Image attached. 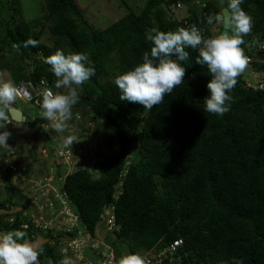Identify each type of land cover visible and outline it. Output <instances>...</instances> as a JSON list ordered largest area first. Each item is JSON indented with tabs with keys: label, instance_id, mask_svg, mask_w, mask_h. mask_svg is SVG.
I'll return each mask as SVG.
<instances>
[{
	"label": "trees",
	"instance_id": "16d2710c",
	"mask_svg": "<svg viewBox=\"0 0 264 264\" xmlns=\"http://www.w3.org/2000/svg\"><path fill=\"white\" fill-rule=\"evenodd\" d=\"M43 1L46 15L32 21L20 0H0V74L9 72L16 88L32 85L36 95L44 84L54 93L67 94V88L54 87L56 78L44 57L57 50L89 56L95 75L78 87L79 100L61 132L80 137L81 148L97 160L92 172L78 166L65 179L68 204L82 228L95 236L105 210L113 207L114 195L122 189L115 206L118 228L106 231L113 235L106 239L114 249L126 244L128 253L158 252L181 239L180 254L188 255L184 264H264V90L246 87L237 76L227 93L230 110L222 117L205 112L211 77L206 66L195 63L199 50L192 48L185 49L189 59L181 62L186 69L183 82L151 109L121 101L114 80L104 81L110 62L118 63L120 74L142 62L152 47L146 35L152 29L175 32L187 29L184 21H189L204 27L211 38L209 21L217 23L223 9L231 14L229 0H149L139 13L129 10L101 31L87 22L76 0ZM178 3L189 7L183 23L170 14ZM240 8L252 19L241 48L253 56L249 47L264 40V0H242ZM47 31L53 46L42 42ZM29 39L35 46H24ZM255 56L264 61V51ZM253 67L264 72V63ZM38 99L34 95L36 107ZM1 118L3 131L10 127L8 106L0 105ZM98 122L105 138L117 144L112 156L98 150L104 139L90 149L99 134L90 125ZM11 198L0 201L1 221L20 213ZM18 224L1 223L0 230L9 232ZM33 229L37 231L35 225ZM52 239V234L37 233L38 254L45 252L49 261L60 264ZM25 240L31 241L27 236ZM122 254L117 253L118 261Z\"/></svg>",
	"mask_w": 264,
	"mask_h": 264
},
{
	"label": "clouds",
	"instance_id": "9594fccd",
	"mask_svg": "<svg viewBox=\"0 0 264 264\" xmlns=\"http://www.w3.org/2000/svg\"><path fill=\"white\" fill-rule=\"evenodd\" d=\"M241 3L242 0H229L231 34L228 31L222 33L223 23L219 21L217 23L209 21V29L213 34L211 38L207 39L201 36L195 26H192L190 30L178 28L175 32H161L152 29L146 33L147 39L152 44L150 51L144 53L141 63L114 79V84L119 89V99L123 102L142 105L145 109H151L161 103L164 96L170 94L184 80L186 69L181 62L189 59V53L185 50L186 48L199 50L195 63L206 66L211 77L206 85L208 95L203 99L205 112L222 117L230 110L231 97L227 93L236 85L237 76L243 78L247 85L246 87L264 90V72H260L253 67L255 63H264L263 60L255 56L256 53L264 51V49H259V45L264 44V40L259 38L254 41L255 45L252 48L249 47L250 50H254L253 56H248L241 48L244 43L243 35L249 33L252 27V19L240 8ZM178 5L181 8H178ZM182 6L183 4L178 3L172 5L171 9L173 12L180 11L183 9ZM224 10L226 9H223L219 15H222ZM35 44V41L29 39L24 46H35ZM44 63L50 66L49 71L56 78L54 87L56 89H68L67 94H58L57 91L54 93L51 90H46L43 96H38L41 109L40 116L50 122V126L46 128L51 137L49 138L48 134L45 133L46 138L51 139L55 146H42V151L37 153L36 160L25 159L28 164L25 169V166L20 167L19 163L16 162V159L21 158L16 153L18 148L15 147L13 150L4 149V147L10 148L7 141L12 135L8 131L0 129V146H3L1 148V159L7 158L0 161L2 167L9 166L10 170L15 174V178H25L29 183L31 181L35 182L32 194H25L26 196L22 199L21 205H19V214L25 212L29 218L36 216L40 207L47 203L48 198L44 196L43 191L47 190L46 194L51 195L52 198L56 191L62 192L63 195L67 196L64 190L66 177L73 173L78 166L92 172V168L97 162L90 150L81 148L80 137L61 134L66 122L72 118L71 110L73 106L79 100L78 87L95 75V69L91 65L89 56L86 53L65 55L61 50H57L54 54L44 57ZM245 71L249 75H258L255 78L254 85L251 80L244 79ZM259 75L262 77L260 78ZM22 86L26 90L28 89L25 85ZM17 89L11 80L0 81V105L8 106V111L11 108L18 109L12 105L15 98L28 101L17 95ZM28 102L32 103V101ZM19 110L22 111L21 109ZM1 121L2 118L0 123ZM7 122L8 124L15 123L11 119ZM59 132L61 135L57 136ZM90 136H92V132ZM97 139L98 136L90 144V149L96 148L97 143L95 144V141ZM55 147H57L54 153L55 159H51L49 151ZM30 148L26 146L25 149L24 147V153L30 152ZM83 150L86 152L85 157H83ZM42 162H45L46 165L44 168H39ZM53 165L56 170L53 178H51L50 173H45L47 177L42 176L40 170H47L45 172H48V166L54 168ZM62 167H65L66 171L63 170L61 174L57 175L58 170L61 171ZM30 170L32 174H29ZM48 176L51 178V182H48ZM55 177L58 178L57 181L54 180ZM39 183H42L41 185H44V188ZM121 190L114 195V207L119 200ZM59 203L61 202L59 201ZM6 205L8 208L11 207L9 203H6ZM12 206H14L13 209H16V205ZM106 210L103 216H106ZM108 219L109 217H106V220ZM110 227L109 225V229ZM117 228L116 224L110 231ZM98 235H100V232ZM25 236L26 233L20 230L0 232V264H35L37 251L28 243L31 241L25 240ZM60 264H73V262L71 258L65 256L60 261ZM118 264H144V262L140 254L128 253L121 256ZM234 264H239V261H235Z\"/></svg>",
	"mask_w": 264,
	"mask_h": 264
},
{
	"label": "rangeland",
	"instance_id": "374dc122",
	"mask_svg": "<svg viewBox=\"0 0 264 264\" xmlns=\"http://www.w3.org/2000/svg\"><path fill=\"white\" fill-rule=\"evenodd\" d=\"M20 1L22 2L23 11H24V14L27 20L39 19L46 15V13L43 12L44 11V1L43 0H20ZM148 1L149 0H76L77 4L83 11L87 22H89L94 27V29L97 31L105 30L108 27H110L112 24H114L115 22H118L121 18H123L130 12L129 10L131 11L134 10V12L139 13L144 8V6L146 5ZM194 3H196V0L194 1ZM182 7L183 9L180 11L174 10L175 12H173V10H170V14L173 15L179 22L183 23V21L188 17L189 7L186 5H183ZM49 26H51V23L48 24V27ZM51 37H52V34L49 31H47L42 38V42L49 46H53L54 38H51ZM15 56L16 54L11 55L9 56V58L7 57L6 60L12 61V57L16 58ZM29 64L31 63H28V65ZM108 68L110 71V75L108 77H105L104 81L105 79L114 80L121 73V70L118 67V63L115 61L110 62L108 64ZM28 69H32L30 65L28 66ZM257 76L249 75L247 71L244 72V79L251 80L253 85L255 84L254 81H255V78H257ZM259 77L261 78L262 76L259 75ZM260 78L259 80H261ZM8 80H11L13 82V80L10 77L9 72L3 71L2 74H0V81H8ZM12 105L17 107L18 109H21L22 112L24 113V116L27 119H26V122L22 124L13 123V125H16V126L22 125V127H24V128H21V131H23V133L10 136L7 141L8 146L10 145L9 146L10 148L4 147V149L13 150L15 147L18 148L16 149V153H18L21 156V158L16 159V162L19 163L20 167L25 166V169H26L28 164L26 163L25 159L32 160V161L36 160L37 155H38L37 153H40L42 151V146H45V145L55 146V144L52 143L51 139L46 138L45 133L48 134L49 131L45 127V124L43 123L44 119L40 116V110L33 103L15 98ZM5 116H7L6 113H5ZM90 126L91 128H95V131H99L98 132L99 134L96 135L98 136V139L95 141V144L96 143L98 144V142H101L104 139L103 145L101 143H99L98 145L96 144L98 147V150L103 155L112 156L118 150V147H117V144H115V142L111 140L110 137H107L106 139L105 136L103 135L104 126L102 125V122H98L96 126L94 124ZM48 137L50 138L51 135L48 134ZM26 146L31 147L30 148L31 151L28 152L27 154L24 153V149H23L24 147L26 149ZM2 147L3 146H0V161L3 159H7V158L1 159V156H2L1 148ZM19 147H21L22 149H19ZM56 149L57 147L49 151V155L51 159H55L54 153L56 152ZM45 165L46 163L42 162V165L39 166V168H44ZM36 168L38 169V167ZM48 169H49L48 172H45L47 170L45 171L42 169L40 170V172H42V176H45V173H50L51 178H53V174L54 175L56 174L55 166L54 168H52L51 166H48ZM63 170L66 171V168L62 167L61 171L58 170L57 175L61 174ZM29 174H32L31 170L29 171ZM96 177H98V175ZM14 178H15V174L10 170V167L7 166L4 168L2 167L1 162H0V201L4 199L10 200L12 196L11 200L14 203L21 205L22 199L28 193L32 194L33 186L35 185V182L31 181L29 183V181L26 180L25 178H22V179H19V178L14 179ZM51 178L48 176V182H51ZM54 180L57 181L58 178L55 177ZM110 229H112V227H110ZM107 230H109V224L107 223L106 217H104L97 229V233L100 232L101 237H104L105 235L106 238L108 236L112 238L113 235H111V233H108V232L106 233ZM119 251L123 253L121 256L128 254V248L126 244H120V245L118 244V247L115 248L114 250L115 255ZM143 253L144 252H139L138 254L142 255Z\"/></svg>",
	"mask_w": 264,
	"mask_h": 264
},
{
	"label": "built area",
	"instance_id": "2783aa9c",
	"mask_svg": "<svg viewBox=\"0 0 264 264\" xmlns=\"http://www.w3.org/2000/svg\"><path fill=\"white\" fill-rule=\"evenodd\" d=\"M178 8H181L178 5ZM185 27L191 29L194 24L184 21ZM203 38H209L206 29L202 26H195ZM259 49H264V44L259 45ZM46 85V84H44ZM38 89L37 95L34 94L35 88L30 85V90H26L23 86L17 89V95L32 101L34 95L36 97L43 96L46 90H50L45 86ZM52 91V90H51ZM36 105L40 108V100L36 102ZM42 188L44 185L39 183ZM47 190L43 191L44 196H46L47 203L43 204L38 211L36 216L31 218L28 217L27 213H21L16 216L6 217L3 223L6 225L16 224L19 222L17 228L11 229L20 230L26 233V236L31 239V242H37V233L42 236L52 234L53 239L50 240L51 245L55 246V252L57 255L62 257V259L67 256L71 258L73 264H118L117 254L115 255L113 246L107 242L106 237H101L96 233L92 235L87 233L83 228L77 216L73 214L68 204L67 196L62 194V192H57L51 195H47ZM49 193V192H48ZM59 201L61 203H59ZM115 207L107 208L106 216L109 217L107 222L111 227L116 226V219L114 215ZM27 218L25 221L24 219ZM18 219V220H17ZM35 225L34 231L33 226ZM26 226V227H25ZM111 230V229H109ZM57 239H59L57 241ZM37 249V258L41 264H54L52 260L49 261L45 252L38 254V250L41 248L40 242ZM183 240L174 241L169 247L160 250L143 253L144 264H184L183 261L188 257V255L181 252L183 247ZM100 253V254H99Z\"/></svg>",
	"mask_w": 264,
	"mask_h": 264
},
{
	"label": "water",
	"instance_id": "95a60500",
	"mask_svg": "<svg viewBox=\"0 0 264 264\" xmlns=\"http://www.w3.org/2000/svg\"><path fill=\"white\" fill-rule=\"evenodd\" d=\"M230 14L228 11L224 10L222 15H218L217 20L219 22L223 23V30L222 33L225 31H228L229 34H231V19ZM9 116L10 119L15 123H23L26 121V117L23 115L22 111L16 108L9 109ZM2 214V211H0V215ZM35 251H37L39 243L38 242H28ZM35 264H41L37 258Z\"/></svg>",
	"mask_w": 264,
	"mask_h": 264
},
{
	"label": "crops",
	"instance_id": "0c3cea01",
	"mask_svg": "<svg viewBox=\"0 0 264 264\" xmlns=\"http://www.w3.org/2000/svg\"><path fill=\"white\" fill-rule=\"evenodd\" d=\"M8 123V122H7ZM25 123V122H23ZM17 124H22V123H17ZM16 125H13V124H10V127L9 128H6L5 131L9 130L8 132L13 136V135H18V134H22L23 131H21V128H24L22 127V125L20 126H16ZM21 148V147H19Z\"/></svg>",
	"mask_w": 264,
	"mask_h": 264
},
{
	"label": "flooded vegetation",
	"instance_id": "af4514ba",
	"mask_svg": "<svg viewBox=\"0 0 264 264\" xmlns=\"http://www.w3.org/2000/svg\"><path fill=\"white\" fill-rule=\"evenodd\" d=\"M2 211V210H1ZM3 212V211H2ZM2 223V225H6L5 223H3V221H1L0 220V224ZM0 232H6V230L5 229H2V230H0Z\"/></svg>",
	"mask_w": 264,
	"mask_h": 264
}]
</instances>
